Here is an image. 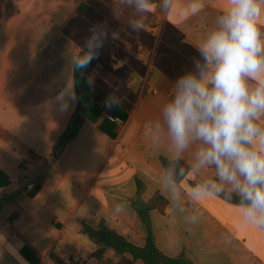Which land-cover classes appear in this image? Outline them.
Here are the masks:
<instances>
[{"label": "crops", "instance_id": "crops-1", "mask_svg": "<svg viewBox=\"0 0 264 264\" xmlns=\"http://www.w3.org/2000/svg\"><path fill=\"white\" fill-rule=\"evenodd\" d=\"M206 2L186 24L154 8L147 29L134 31L118 0H0V264H31L26 246L37 264H98L83 225L101 221L140 247L152 235L162 252L194 264H264V229L243 224L234 203L186 198L189 211L202 213L197 224L173 207L158 180L165 148L145 135L225 0ZM97 29L107 35L87 91L101 112L90 118L77 111L70 53L86 50ZM69 87L74 98L64 106L57 97ZM113 94L121 103L109 108L102 98ZM75 112L81 128L57 148ZM110 116L127 122L120 132L113 123L115 137L101 128Z\"/></svg>", "mask_w": 264, "mask_h": 264}, {"label": "clouds", "instance_id": "clouds-1", "mask_svg": "<svg viewBox=\"0 0 264 264\" xmlns=\"http://www.w3.org/2000/svg\"><path fill=\"white\" fill-rule=\"evenodd\" d=\"M132 11L130 26L146 30L154 8L181 24L198 17L206 0H118ZM97 29L84 49H73L76 69L90 64L106 38ZM192 67L171 83L159 116L144 125L151 144L165 148L159 186L191 224L202 213L185 207L209 197L234 203L245 225L264 229V0H225L211 26L193 44ZM74 98L71 87L57 99ZM121 100H106L109 108ZM211 173V174H209ZM195 177L186 191L184 182ZM116 212L124 205H116Z\"/></svg>", "mask_w": 264, "mask_h": 264}, {"label": "trees", "instance_id": "trees-1", "mask_svg": "<svg viewBox=\"0 0 264 264\" xmlns=\"http://www.w3.org/2000/svg\"><path fill=\"white\" fill-rule=\"evenodd\" d=\"M96 61L93 59L86 68L76 69L75 77L77 85V111H84L88 117H92V112L99 114L101 110L94 107L96 99L92 98L87 91L89 72L95 67ZM118 96V95H116ZM107 100V97L102 98ZM90 108V109H89ZM83 120L80 118L77 112L72 117L67 130L60 137L57 148H63L67 143L76 138ZM102 130L109 136L115 137V125L111 120H106ZM166 164V160L163 159V165ZM153 204L159 208H163L166 205V200L161 196H156L152 201ZM143 208L150 209L152 206L140 203ZM3 206V200H0V208ZM83 231L88 237L96 244L97 249L94 253V257L98 260V264H194L186 257H173L162 252L156 245L152 235L147 239L145 246H137L115 229L108 226L104 221H101L96 226L83 225ZM32 249L30 246H26L22 250V254L29 260L31 264H37L39 258L36 261L32 259L30 252ZM113 254V255H111ZM38 260V261H37Z\"/></svg>", "mask_w": 264, "mask_h": 264}, {"label": "built area", "instance_id": "built-area-1", "mask_svg": "<svg viewBox=\"0 0 264 264\" xmlns=\"http://www.w3.org/2000/svg\"><path fill=\"white\" fill-rule=\"evenodd\" d=\"M119 58L117 56H113L111 61L117 62ZM110 120L116 124V131L120 132L122 131L126 126V120L119 116H110Z\"/></svg>", "mask_w": 264, "mask_h": 264}]
</instances>
